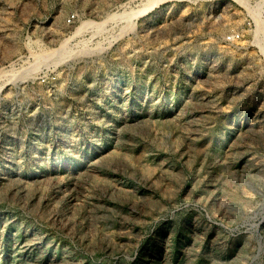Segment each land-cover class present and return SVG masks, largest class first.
<instances>
[{"label": "rangeland", "instance_id": "374dc122", "mask_svg": "<svg viewBox=\"0 0 264 264\" xmlns=\"http://www.w3.org/2000/svg\"><path fill=\"white\" fill-rule=\"evenodd\" d=\"M260 2L0 0V264H264Z\"/></svg>", "mask_w": 264, "mask_h": 264}, {"label": "bare ground", "instance_id": "6f19581e", "mask_svg": "<svg viewBox=\"0 0 264 264\" xmlns=\"http://www.w3.org/2000/svg\"><path fill=\"white\" fill-rule=\"evenodd\" d=\"M262 6H264V0H261L260 4H257V6H256V10H255L256 18H258L259 21H260V18H259L258 13H259L260 9L262 8ZM257 15H258V16H257ZM259 31H260V30H259ZM258 44H259V46H260V48H261V50H262V52H263V54H264V44H263L262 42H260V41H258Z\"/></svg>", "mask_w": 264, "mask_h": 264}]
</instances>
